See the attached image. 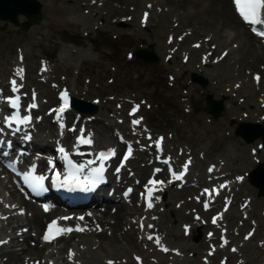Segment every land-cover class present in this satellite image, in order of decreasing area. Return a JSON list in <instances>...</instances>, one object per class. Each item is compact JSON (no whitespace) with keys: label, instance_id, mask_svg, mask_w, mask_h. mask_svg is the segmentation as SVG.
I'll list each match as a JSON object with an SVG mask.
<instances>
[{"label":"rangeland","instance_id":"rangeland-1","mask_svg":"<svg viewBox=\"0 0 264 264\" xmlns=\"http://www.w3.org/2000/svg\"><path fill=\"white\" fill-rule=\"evenodd\" d=\"M37 1L42 6L43 16L39 25L24 31L21 27L16 28L10 23L0 21V74L3 69H8L9 72L12 65L16 63V59L20 58L18 62L22 60L21 65L26 71V85L37 90L39 99L44 102L46 99L41 90H46L49 95L53 93L52 83L60 86L66 85L78 95V99L87 102L99 100L94 117L97 116L100 120H105L104 124L107 123V120H110L113 125L117 124L118 118L125 120V126H128L126 111L134 105H139L141 107L139 116L145 123L143 128H147L154 134L166 135V153L168 152L179 163H182L184 158H194L195 164L191 171L190 183L198 184L200 187L208 185L206 183L208 177L206 167L209 164L219 166L220 175L227 174L230 178H235V176L237 178L246 176L251 169L255 168L258 161L263 160V151H258L260 143L254 142L250 146L245 145L240 138L234 136V128L239 122H260L264 125V120L261 118L264 115V107L258 106L260 95L264 94V80L255 85L250 78L251 72H258L264 79V49L258 48L249 35H244L242 39L237 38L235 34L236 31L240 33L239 30L235 31L227 27L229 20L222 17L224 13L218 3H214L212 0H198V7L194 10L192 4L195 0H81L80 4L87 3L88 5L77 11L71 7L75 0ZM147 2H153L150 10L154 12V15L151 17L148 27L142 29L139 27V15L146 9L150 12L149 8L145 7ZM96 12L110 16L112 21L118 19L119 21L114 24L117 29L139 28V32L144 37L140 41V47L128 48V50L133 53L143 45L149 46L151 48L145 46V49L152 52L158 58V62L156 64L145 63L134 57L131 63H136L135 68H130L128 63L123 65L118 60L108 61L106 56L103 57L102 53H98L95 47L85 40V37L89 39L94 36L92 27L89 30L84 28L78 34L79 37H73L74 35L62 37L59 34L58 26L60 24L69 22L78 24L86 22V19L85 24H89L88 16L96 17ZM178 17L181 20V25ZM121 19H127V21L120 22ZM23 20L19 16V22H23ZM238 28L242 30L241 26ZM182 34L186 35L185 40L183 39L184 42H174L175 38ZM167 35H171L174 39L170 47L165 42ZM207 36L210 39L207 46L209 44L216 46L217 52L229 49V53L222 62L205 66L204 72L200 73L198 68L200 55L207 51V47L201 50H192L190 47L195 41L202 40ZM161 44L167 47L159 49L158 45ZM189 50H192L191 58L184 64L181 62V58L183 55L187 56ZM172 54L175 56L172 59L168 58ZM41 62L50 64L47 75H43V77L37 73ZM161 65L177 75L171 83L172 87L176 89L180 87L182 79L185 78L183 82L197 87L201 97L199 98L198 95L194 97V93L191 92L189 96H186L185 102L179 106L181 109L179 110L176 109V104L172 99L174 92L167 90L171 94V103H169L167 91L158 96L152 92L148 85L138 83L137 68L146 71L147 81L148 75L152 77L154 70ZM190 71L207 79L206 89H202L190 81ZM8 75L10 74L3 76V82L7 80ZM167 82L169 83L170 80ZM208 89L212 90V92H208L214 99L223 97L220 95H225L227 98L225 103L228 109H225L219 120H214L210 115L202 113L199 108L191 106V99L194 102L201 101L204 105L205 96L203 97V95ZM232 101L237 102L236 110L233 108ZM117 106L121 108H117ZM247 107L249 109L258 107L256 108L257 112L254 114L253 110L249 111ZM242 108L245 109L241 112ZM114 114L116 117L111 118V115ZM234 121L236 124L231 126V122ZM122 127L124 128L123 124ZM132 166L139 167L136 163ZM148 173L146 171L142 177ZM217 174L215 173V175ZM175 192L176 197L171 201H168L169 195L167 194L164 202L154 214V222L157 223L159 229L166 232L170 245L179 250L182 255L180 259L184 261L183 264H202L201 259L205 256L207 245H203L200 250L190 252L191 239L183 236L182 222H180L181 216L189 215L186 220H191L193 214L191 211H194L195 205L189 201V198L196 191L189 189L180 192L175 190ZM231 195L237 202L227 212L224 220L228 235L226 236L234 244H238L240 236L247 233L248 230L256 228L254 238L240 246L245 249L248 256L252 257V264H260L264 257V246L261 249L257 245L261 244V238L264 235V198H257L256 191L246 181L236 183V186L234 185L231 190ZM246 199H249L250 203L246 211L241 212L238 207ZM243 215L246 216L245 220L242 218ZM207 230V228H201V238L197 243L203 240ZM180 236L181 238L178 239ZM217 236H219L218 230L215 232V241ZM77 237L82 242L79 250L86 248L85 251L96 255L98 263L95 264H107L105 258L108 257L115 262L114 264H134L131 257V254L136 253L134 248L142 250V246L136 243L126 253L120 249L119 258H114L108 254L107 241L93 235ZM74 239L76 238H66L58 242L56 249L62 248V250L57 251L55 256L58 257L61 264L67 263L66 261V263L62 262V260H66V248L72 244L74 247L75 243H79L74 242ZM98 245L99 247L96 248ZM245 253L241 252L243 256L247 257ZM226 254L231 255L227 247L223 253L218 254L217 258H213L211 263L219 264V258ZM25 257L30 258L29 261L33 258L31 255ZM77 257L79 264H84L83 258L79 255ZM235 259L234 257L231 264L238 262ZM24 262L26 264L28 261L24 259ZM144 262L145 264H155L150 260ZM18 263L23 264L21 259Z\"/></svg>","mask_w":264,"mask_h":264},{"label":"bare ground","instance_id":"bare-ground-1","mask_svg":"<svg viewBox=\"0 0 264 264\" xmlns=\"http://www.w3.org/2000/svg\"><path fill=\"white\" fill-rule=\"evenodd\" d=\"M80 2H81V0L73 1V3L71 4L72 5L71 7L73 9H76L77 11H79V9L81 10L84 8L85 5H88L87 3L80 4ZM212 2L218 3L221 6L222 12L224 13L222 15V17H226L229 20V24L227 25V27L229 29H232L235 31H236V29H238L239 32L241 34H243V35H241L240 33H237V31H236L235 36L237 38L242 39L244 35H249L247 32H245L244 28H242V30H240L238 28V26H241L242 24L233 12L230 0H212ZM147 3L152 4L151 5V8H152L153 2H147ZM193 3L194 4H192V5H193V8L195 10V9H197L199 2H198V0H195ZM77 4H78L79 8L77 7ZM90 13H91V11H90ZM151 13H152L151 16H149V18L147 19L148 21H151V17L154 15V12L152 10H151ZM88 19H89V24H85L87 22V19H86V22L78 23V24L72 23V22H69V23H66L63 25L60 24L58 26V32L62 37H71L73 35L75 36V35L80 34L84 28L85 29L88 28V30H89V28L92 27V30L94 32V36L91 38L88 37L89 39H87L85 37V40L88 41L90 45L95 47V49L98 53H102L101 55L103 57L106 56V59L108 61L118 60V61H121V63L123 65H125L126 63H129V62L125 61L126 56H127L126 52H130V50H128V48L135 49L137 46L140 45L141 39L144 38L143 34H141V32H139L138 30H135L134 28L132 30H128V29L123 30V29L115 28L114 24L116 23V20L112 21L110 16L103 15L101 12H96V17L88 16ZM178 20H179L180 25H181V20L179 17H178ZM100 24H102V25H100ZM177 28L178 27H176V29ZM254 41H256V40H254ZM161 45H158V48L164 49V46L162 45V47H161ZM143 48H145V46H143ZM146 48H149V46H146ZM125 49H126V51H124ZM121 51H123V52L121 53ZM213 58L214 57H213V53H212L210 55V60H209L210 65H211V62L213 61ZM135 64L136 63H129L130 68H135ZM200 71H202V70H200ZM6 72H7L6 70H2L1 74L5 75ZM136 74H137L138 83L148 85V87H150L152 92L154 94H157L158 96H160L162 92L166 93L167 90L170 92H174V95H172V99H173L174 103H176V104H179V100H184L185 97L189 93L193 92V93L197 94V92H198L197 87L192 86L190 83L188 84L190 86H188L186 83L183 82V80L185 78L182 79L180 87H178L177 89L175 87H172L171 86L172 84H169L167 82L168 77H170V79H171L172 77H175V76L171 70L167 69L164 66H159L158 69H155L154 72L152 73V77H150V75H148L147 81H146V71L145 70H142L141 68H137ZM0 78H2L1 75H0ZM168 91H167V95L169 97H167V98H168L169 103H171V94ZM42 92H47V91L42 90ZM89 92H91V90H89ZM75 95H77V94H75ZM197 95L199 96V98L201 97L199 94H197ZM141 121H142V119L140 118V122ZM87 126H88V124H87ZM90 128L94 132L97 145L103 146V145H106L108 143H111L112 139L110 137H108V135H107L109 132L108 130L110 128L109 126L98 127V126L92 125V127L90 126ZM144 166H146V165H144ZM142 170H144V169H142ZM142 170H138V172L141 173ZM175 197H176V193H175V191H173V193L170 194V198L173 199ZM28 211L32 213L31 217L28 219V225L30 227V231L32 232L31 233V240H34V233L39 228V226L41 225V222H42L44 215L39 213L34 207H30V209ZM134 211H136V210H134ZM125 216H126V213L123 209L116 211L114 214H111L108 211V209H106L105 211L101 212L100 214H96V216L93 219H91L92 223H90V225L92 227H90V229L93 232L91 234H93L94 237L98 236L100 239H102L105 242L107 241L106 246L109 249L110 255H112V257H114V258H119V256H120L119 253H120L121 248H123V251H124L125 247L130 248V246L133 245V243L131 242L132 237H133L131 229H133V227L130 225V228L128 230L125 229L126 224H127ZM185 217H187V216H185ZM99 228L101 230H99ZM84 234H86V233H84ZM122 242H125V243L123 244ZM120 244L122 246H120ZM203 245H204V241L199 242L197 244V248L202 249ZM26 250H27V252L25 255L31 254V255H34L36 257L40 256L41 264H50L51 263L50 260L48 262L42 261L43 254L40 253L42 250L39 249V247L36 246V244L34 246L28 247ZM77 254H79L84 259L85 264L98 263V258L91 252H85V251L74 252L75 257ZM145 257H146V259L148 258V260H151V261L154 260L152 257L148 256V254H146ZM20 259H21V257L18 256V253H14L13 251L8 252L4 256H2V260L4 261V264H20V263H18L20 261ZM36 259L37 258L33 259V261H35ZM109 259H111V258H106L105 260H109ZM159 262L161 264H164L163 261H159ZM52 263H53V261H52ZM23 264H25V263H23Z\"/></svg>","mask_w":264,"mask_h":264},{"label":"snow or ice","instance_id":"snow-or-ice-1","mask_svg":"<svg viewBox=\"0 0 264 264\" xmlns=\"http://www.w3.org/2000/svg\"><path fill=\"white\" fill-rule=\"evenodd\" d=\"M233 3L235 4L236 11L239 13L240 17L247 24H249V25H264V0H233ZM252 31L256 35L264 37V30H258L256 27H252ZM198 46L199 45H197V47ZM21 71H23V70H21ZM257 79H259V78H257ZM12 85H13L14 91L18 90L15 80L12 81ZM62 99L65 101V105H66L67 104V93L66 92L64 94H62ZM9 103H11V105L14 108H19V106H20L19 105V97L15 98V99L9 98ZM35 106H36L35 104L31 105V107H35ZM138 108H139V106H136V108H134L133 112L130 114L135 115V112L138 111ZM65 110H66V107H62L61 109L58 110V112L63 113ZM59 118H60V116H58V119ZM9 119L12 121H15L18 124H26L30 120L29 117L20 118L18 112L14 116H12L11 118H6V122ZM133 123L134 124H140V120L139 119L133 120ZM80 131H81V136L78 137L79 143L84 144V145H91L93 143V139L92 138H85L83 135V129H81ZM59 152L64 154L63 158L65 161H67L69 173H68V176H66L63 181H60L59 180L60 173L57 172L55 174V177H54L52 183L55 187H58V188L59 187H66V188H69V190H74L76 187L80 186V181L78 180L77 174L84 172L85 165H80L79 167L77 165H75L72 160L68 159V155L65 152V149L63 147H61L59 149ZM115 155H116V152H115V150H112V149L108 150L107 152L101 151L99 153V160L101 161V163H100L99 167L90 169L88 178L84 182L87 185V189L90 190L91 188H94L97 184L101 183L104 180L105 167H104L103 162L110 159L111 157H113ZM128 155H131V149L130 148H129ZM125 159H127V156L125 157ZM93 163H95V161H91V160L88 161V165H91ZM49 164L52 165L53 168L55 167V165L53 164L52 161H49ZM117 171H119V169H117ZM157 171H160V170L157 169ZM34 173H35V167H33L30 172L25 174V176H24L25 183H27L29 185V187L32 189L33 192H36L38 194L43 193V192H47L48 189L45 187V183H44L47 177H45L44 175L37 176ZM172 175L177 180L182 179V176L176 175V173H173ZM148 183L150 185H156L158 183H163V181L149 180ZM146 190H147L148 198L150 200L154 189L153 188H147V186H146ZM129 191H131V190H129ZM148 207L149 208L152 207L151 202L148 203ZM45 210L47 211V209H45ZM62 219L67 220L70 218L69 217H63ZM79 219L83 220V217H80ZM213 222L215 223V220ZM75 230L76 231H83V229L80 227H77ZM71 231H73V229L66 228V227H60L58 225V222L56 220H53L48 225V230L45 233V235L43 236V239L45 241H51V240L56 239L58 236L65 235ZM149 239H152V237H149ZM72 255H73L72 253L69 254L70 258ZM109 264H112V262L110 261Z\"/></svg>","mask_w":264,"mask_h":264},{"label":"water","instance_id":"water-1","mask_svg":"<svg viewBox=\"0 0 264 264\" xmlns=\"http://www.w3.org/2000/svg\"><path fill=\"white\" fill-rule=\"evenodd\" d=\"M10 3H11V0H0V19H8L15 23L16 15L24 14L29 19V22L27 23L26 27H29L32 24H35L37 20H39V15L37 19H33L30 17L31 11H27L28 14H26L25 13L26 11H23V9L12 10L11 7L9 6ZM38 8L39 7L34 8L35 10L32 13H37ZM208 112H210L213 116L217 117L219 109H217L216 107L212 109L210 108ZM261 174H262V168L256 171V173L254 174L252 182L255 186L260 185ZM263 185H264V180H263ZM261 194L264 195V187H263V191L261 192Z\"/></svg>","mask_w":264,"mask_h":264}]
</instances>
